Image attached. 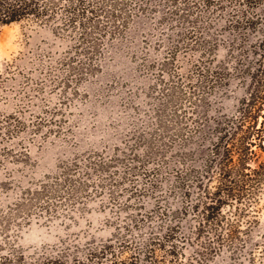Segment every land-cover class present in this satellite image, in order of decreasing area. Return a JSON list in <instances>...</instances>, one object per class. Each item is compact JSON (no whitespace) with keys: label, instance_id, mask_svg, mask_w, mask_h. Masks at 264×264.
<instances>
[{"label":"rangeland","instance_id":"rangeland-1","mask_svg":"<svg viewBox=\"0 0 264 264\" xmlns=\"http://www.w3.org/2000/svg\"><path fill=\"white\" fill-rule=\"evenodd\" d=\"M190 1L192 5L197 2V8L187 7L185 13L192 14L189 20L204 23L201 26H208L210 35L222 39L217 60L207 62L213 69L224 64L231 73L226 84L213 91L206 88V82L202 85L201 91L207 94L201 102L197 98V110L233 113L246 93V83L238 75L240 67L233 63L234 49L225 42L234 39L227 22L231 7L222 11L204 7L203 0ZM175 6L173 0H119L121 24L96 32L90 52L78 49V39L50 26L25 21L1 28L0 113L8 115L23 104L33 105L38 119L46 121L54 115L53 124H44V131L50 127L58 134L26 132L7 143L17 150L28 147L29 157L15 162L0 156V209L12 206L26 189L62 176L64 166L73 161L82 163L78 180L94 167L90 162L114 160V164L92 169L90 180L103 193L88 194L79 203L58 204L56 210L34 208L30 221L21 226L14 223L6 235L0 231V245L16 240L24 249L35 250L67 240L95 243L112 238L118 225L136 214L144 219L140 234L146 235L157 229L158 208L182 205L180 196L170 202L161 197L172 174L167 164L173 165L185 148L171 135L185 115L172 84L178 72L186 78L195 69L194 63L205 57L201 50L189 52L181 47L190 25L174 12ZM257 37L243 35L247 42ZM191 78L204 79L197 73ZM183 102L189 107L188 98ZM27 115L30 122H36L31 112ZM157 165L164 167L158 172V187ZM137 188L140 191L135 193ZM257 208L260 224L253 238L264 244V191ZM189 222L194 220L189 218ZM209 264L237 263L225 253ZM259 264H264V246Z\"/></svg>","mask_w":264,"mask_h":264},{"label":"trees","instance_id":"trees-1","mask_svg":"<svg viewBox=\"0 0 264 264\" xmlns=\"http://www.w3.org/2000/svg\"><path fill=\"white\" fill-rule=\"evenodd\" d=\"M173 2L174 12L184 16L190 25L181 47L189 52L201 50L199 53L205 57L194 63L195 69L186 78L178 72V80L172 84L185 115L171 135L181 140L185 148L173 165L167 164L172 174L165 196L161 197L170 202L172 197L180 196L182 205L158 208L157 229L146 235L140 234L144 219L136 214L118 225L112 238L95 243L67 240L54 247L26 250L16 240H9L0 245V264H209L225 253L237 264L260 263L264 244L253 236L260 224L257 204L264 191V0L201 3L222 11L231 7L227 22L234 39L225 42L234 49L231 57L236 55L233 63L240 67L238 75L244 77L246 93L230 114L197 110V98L200 96L201 102L207 94L201 91L202 85L206 82V88L213 91L217 85L226 84L231 73L224 64L213 69L207 62L217 60L222 39L220 35H210L209 27L201 26L204 23L189 20L192 14L185 11L197 8V2ZM118 6L119 0H0V30L25 21L50 26L59 34L78 39V49L90 52L96 32L120 22L123 13ZM249 33L258 36L256 41L243 39ZM195 73L204 79L195 81L191 78ZM184 98L189 99V107ZM33 109V105L23 104L8 115L0 113V156L15 162L21 156L29 157L28 147L17 150L7 144L20 134H58L50 127L44 131V124H53L54 115L46 121L38 119ZM28 112L36 122H30ZM81 164L76 160L65 165L62 176L26 189L12 206L5 211L0 209L2 234L6 235L14 223L21 226L30 221V212L36 207L56 210L58 204L79 203L88 194L103 193L90 180L92 169L110 168L114 160L96 165L90 162L94 167L86 170L87 177L78 180ZM163 169L157 165V187L158 172ZM138 191L137 188L135 193ZM127 204L124 208L129 207ZM189 218L194 222H189ZM135 230L140 231L134 233Z\"/></svg>","mask_w":264,"mask_h":264}]
</instances>
